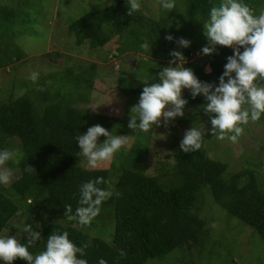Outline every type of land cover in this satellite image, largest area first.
<instances>
[{"label":"trees","instance_id":"1","mask_svg":"<svg viewBox=\"0 0 264 264\" xmlns=\"http://www.w3.org/2000/svg\"><path fill=\"white\" fill-rule=\"evenodd\" d=\"M247 1L264 6V0ZM218 2L179 0L171 12L160 9L159 3L156 15L139 10L128 16L125 0H96L86 7L92 10L78 13L64 28L69 52L81 53L79 47L86 46L88 52L109 48L111 57L115 56L111 52L114 50L117 55L144 52L154 59L164 58L174 49L175 41L190 38L187 32L191 19L208 18L210 7ZM22 23L14 7L0 6V68L26 57L17 42L20 36L15 33ZM167 35L173 40H166ZM196 48L186 51L185 56L201 51ZM232 54L231 48L217 46L214 54L204 55L202 62L211 69L209 73L203 72L204 65L198 60L187 59L183 66L191 68L200 81L218 85L226 58ZM54 57L61 55L54 52ZM140 58L148 67L153 62L149 56ZM94 65L89 62L51 70L35 82L28 78L20 95L0 102V150L19 153V163L7 164L11 170H17V178L8 186L0 184V233L13 218L22 220L23 225L32 224L42 237L29 248L35 255L45 250L52 232L67 231L74 244L88 245L83 257L88 264H98L100 259L107 264H155L168 258L186 264H211L214 256L234 250L235 239L231 236L230 241L226 240L222 231L219 236L214 235L208 225L211 220L199 216L204 187L218 212L252 228L264 245V183L258 180L256 171L242 166L240 171L226 172L225 163L207 156L204 140L198 151L184 153L179 149L182 139H176L169 147L172 156L165 173H141L136 164L147 152V146L137 137L143 132L127 126L132 115L118 111L115 116L87 114L84 108L94 91ZM160 71H151L146 77L149 83L159 82ZM132 76L118 75L114 88L122 96L139 98L145 78ZM192 103L203 104L204 98L192 99L189 104ZM112 106L117 109L120 105ZM176 119L179 122L185 118ZM97 124H104L102 127L113 135L128 136L129 144L107 168L86 170L78 164L76 137ZM259 163L258 160L255 165L259 167ZM29 166L34 172L27 170ZM98 177L108 182L99 187L107 188L110 184L121 195L102 204L99 215L88 226L95 233L88 241L87 235L73 226L76 221L63 216L64 206L70 204L75 212L80 186ZM161 178L168 182L161 183ZM103 222L112 225L109 243L97 233ZM18 239L26 243L22 231ZM121 252L125 255L121 256ZM229 262L224 259L219 264ZM13 264L27 262L17 259Z\"/></svg>","mask_w":264,"mask_h":264},{"label":"clouds","instance_id":"2","mask_svg":"<svg viewBox=\"0 0 264 264\" xmlns=\"http://www.w3.org/2000/svg\"><path fill=\"white\" fill-rule=\"evenodd\" d=\"M159 2L160 7L167 12L177 8V0ZM126 5L128 16L141 9L140 0H126ZM203 35L207 43L202 47L201 55L214 54L217 46L228 47L233 51L226 58L227 63L218 85L200 81L191 68L183 66L187 63L183 54L172 51L169 65L158 74L159 82L149 83L147 78L142 81L138 103L130 109L135 115L130 116L129 129L148 133L154 125L159 126L161 120L167 125L169 121L184 117V108L188 103L182 96L184 89L190 91L193 99L198 95L203 96L204 103L200 108L211 124L210 130L191 127L184 132L179 145L184 153L198 151L206 131H210L218 140L227 139L236 143L244 134L245 126L260 120L264 114V9L256 14L245 0H219L210 7L208 19L203 23ZM165 39L172 41L173 37L167 35ZM177 43L183 48L190 46V41L184 38H179ZM206 71L209 73L211 69L206 68ZM38 75L33 72L29 79L35 82ZM101 136L106 137L102 143L98 140ZM76 141L88 167L95 169L102 163H111L128 143V136L113 135L97 124L78 135ZM9 161L19 163L18 151L0 150L2 185L11 183L12 170L7 167ZM27 170L34 172L31 166ZM106 183L103 177L83 183L79 188L75 212L70 204H66L63 216L68 221H76L81 227L90 226L99 215L102 204L113 196L121 195L110 184L107 188L99 187ZM22 232L26 243H21L13 235L0 237V261L3 264H13L17 259L27 264H88L83 258L88 245L77 246L69 239L67 231L52 232L47 237L45 250L35 255L29 248L42 238L41 233L34 231L29 223L23 225ZM120 255L124 256L125 253L121 252ZM98 264L107 262L100 259Z\"/></svg>","mask_w":264,"mask_h":264},{"label":"rangeland","instance_id":"3","mask_svg":"<svg viewBox=\"0 0 264 264\" xmlns=\"http://www.w3.org/2000/svg\"><path fill=\"white\" fill-rule=\"evenodd\" d=\"M94 2L96 0H0V6L14 7L18 19L21 22L23 21L17 27L15 33L20 36L17 42H19L26 55L23 59L0 68V102L6 101L9 97L20 95L24 91V81L33 72L41 76L51 70H58L75 64L85 65L90 62L95 64L96 79L93 83L94 91L91 94V98L84 106L87 114H112V116H115L118 112L125 116L128 113L134 114L130 112V109L138 103L139 98L119 94L114 88L115 78L118 75H133L132 77L135 76V78H146L150 76L152 70L156 68L162 70L163 67L168 66L172 57L170 53L166 55L167 57L155 59L148 55L153 61L148 67L141 63L142 59L140 57L148 58L144 52L141 55L133 52L117 55L112 50L111 52L115 56L111 57L107 51L109 48H103V52L98 50L88 52L86 46L79 47V52L81 53L74 54L71 51L69 52L70 47L65 37V29L68 22L77 18L78 13L82 14L88 11L90 8H86L87 5L94 4ZM140 3V11H143L144 14L148 15L149 11L152 12L150 15L157 14L156 9H158L159 0H140ZM245 3L252 7L256 14H259L264 9V6H255L251 1L245 0ZM160 9L162 8L160 7ZM207 19L202 20L200 17L191 19V26L187 32L190 38H186V40L190 41V46L178 48V43L175 41L174 49L170 52L179 51L186 60H198L199 64H203L202 58L204 55H201L196 47L202 49L207 43L203 35V23ZM191 49L197 50L189 52L185 56V52ZM54 52L60 54L61 57H54ZM45 53L48 54L46 58L42 56ZM203 65V72L208 73L206 71L208 67L205 64ZM182 96L188 101L184 108V120L177 122V119H175L169 121L167 125L161 120L159 126L154 125L150 132L140 133L137 136L139 139L144 140L147 146V152L136 164L137 170L141 173L148 176L165 173L172 156L169 147L177 141L176 139H182L184 132L191 127L211 129L209 117L200 108L202 104H189V101L193 98L188 89L183 90ZM196 98H203V96L198 95ZM116 103L120 105L117 109L112 106ZM103 125L101 124V126ZM105 139L106 137L103 136L98 138L101 143ZM203 140L207 156L225 163L226 172H237L240 171L242 166H247L249 169L256 171V175L260 177L258 180L264 183V114L259 121L250 122L245 126L244 134L236 143L227 139L223 141L218 140L215 136L211 135L210 131H206ZM128 144L129 142L124 145L123 149L127 148ZM214 148L216 150H213ZM258 160L260 162L259 167L255 165ZM78 164L86 170L93 169L88 167L87 160L81 154ZM109 164L102 163L95 169L107 168ZM17 176V170H12L11 183ZM162 178L161 183L166 184L168 180ZM202 194L203 198L201 199L202 204L199 209V216H205L206 219L211 220L208 222V225L211 226L214 235L219 236L222 231L226 240L230 241L231 236L235 239L233 242L234 250L228 249L227 252L225 250L222 252L223 255H230L231 259L230 256L225 258L221 254L217 258L214 256L211 264H219L224 259L230 261L228 264H264V245L252 228L243 225L235 219H226L224 212H218V209L214 208L215 206L210 203L209 193L204 187L202 188ZM96 220L98 222L99 218H96ZM73 226L83 231L87 235L88 241L95 237V233L91 231V227H81L77 222L73 223ZM111 226L110 223H100L101 228L97 231L100 237L107 243L111 240ZM22 228L23 221L13 218L0 233V237L13 235L19 238ZM0 264H3V261H0ZM155 264L186 263L183 260L174 261L173 258H168L164 262Z\"/></svg>","mask_w":264,"mask_h":264},{"label":"water","instance_id":"4","mask_svg":"<svg viewBox=\"0 0 264 264\" xmlns=\"http://www.w3.org/2000/svg\"><path fill=\"white\" fill-rule=\"evenodd\" d=\"M173 44H175V42Z\"/></svg>","mask_w":264,"mask_h":264}]
</instances>
